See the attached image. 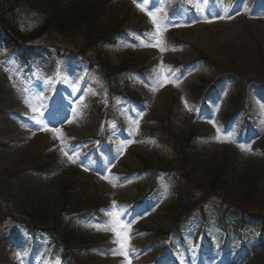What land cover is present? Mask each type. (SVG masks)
Instances as JSON below:
<instances>
[{
    "label": "rangeland",
    "instance_id": "obj_1",
    "mask_svg": "<svg viewBox=\"0 0 264 264\" xmlns=\"http://www.w3.org/2000/svg\"><path fill=\"white\" fill-rule=\"evenodd\" d=\"M78 1L115 44L87 40L82 32L66 38L50 30L30 43L29 58L23 60L0 27V264H264V223L238 233L245 213L228 211L231 234L220 227L230 204L226 195L211 191L207 214L194 212L183 229L172 230L174 207L195 192L176 196L178 178L210 179L223 168L219 179L226 185L245 186L241 177L248 178L255 196L264 198V0H136L167 26L159 37L147 39L155 27L133 0ZM42 20V11L27 5L17 12L26 32H37ZM45 40L83 51L94 63L38 44ZM158 41L165 51L144 46ZM101 68L110 78L128 69L116 73L117 92L110 91ZM221 72L238 76H225L215 91L201 96L199 87ZM238 81L250 83L243 101L247 113L227 122ZM26 98L34 106L41 101L53 106L27 115ZM4 105L10 109H1ZM33 116L59 131L42 130ZM161 121L180 141L192 139L184 171L177 168L178 149L148 136ZM104 131L111 149L101 143L96 152ZM48 132L53 143L32 146L37 135ZM241 144L251 151L241 150ZM72 148L75 163L62 152ZM154 180L159 190L145 192ZM83 198L101 206L99 216L89 220L74 213ZM35 209L43 213L44 225L33 234L21 217ZM129 222L126 259L113 253L119 245L113 243L114 232L105 229L121 231Z\"/></svg>",
    "mask_w": 264,
    "mask_h": 264
},
{
    "label": "trees",
    "instance_id": "obj_2",
    "mask_svg": "<svg viewBox=\"0 0 264 264\" xmlns=\"http://www.w3.org/2000/svg\"><path fill=\"white\" fill-rule=\"evenodd\" d=\"M24 5L29 6L30 9L36 11H42L43 13V20L40 23L37 32H26L20 28L17 22V12L23 8ZM97 18L92 17V14L88 12V8L84 7L78 0H48L47 2H41L39 0H0V27L4 30L7 37L15 44L16 50L18 54L26 59L28 58L29 54V45L37 38H40V35L45 34L46 31L55 30L63 37L69 38L74 31L76 33H83L82 37H85L87 40L89 39H102L112 41L113 35L108 33L107 31H100L98 30L97 26ZM85 25V26H84ZM82 28H84L82 30ZM40 30V32H38ZM43 32V33H42ZM41 33V34H40ZM47 44L54 47H58V51L64 50L66 52H70L76 56H83L84 58H88L83 51H75L74 48H67L59 45L60 43H52L50 41L45 40L42 41L40 44ZM223 73L221 72V76ZM231 75H237L234 73H230ZM238 76V75H237ZM236 77V76H235ZM247 81H240L238 82L239 87V94L237 99L235 100L236 105L243 107L244 105V95L242 94V90L245 88V84ZM213 82L209 81L199 87L201 93H204L206 88H209ZM243 86V88H242ZM242 94V95H241ZM239 108V107H238ZM150 134L152 136H156L161 142L165 143L170 147H175L178 149V154L181 159V165L179 166L181 171L185 169V166L188 164L189 159L191 158V154L185 152V148L190 142L188 139L187 141L181 142L175 132L169 127L168 122L162 121V125L157 129H150ZM178 167V168H179ZM224 173V169L220 168L219 172L215 174L214 177L205 180H199L195 177H187L185 179L178 178L176 184V191L179 196L183 195V192L188 190L194 189L195 191L193 194H190V197H182L183 200L186 201L183 205H177L174 207V215L172 216V223L176 229L182 228L186 223V216L189 215L194 209L201 210L204 212V204L209 201L211 196V191H214L216 196L226 195L229 199V208H234L235 213L244 212L242 224L245 223V215L249 214L252 218H260L264 219V206L257 209H251L250 205L255 208V204L264 203V198L262 199L261 196L256 197L254 191L256 186H253L252 180L248 178L241 180L247 185H226L224 182L225 179H219ZM189 175L187 172H184L183 177L185 178ZM232 183V181H230ZM152 186H148L146 190H149ZM68 190L65 188V192L62 191V202L63 208L67 205V195ZM227 200V199H226ZM79 205H76L73 208L75 214H79L81 216H89V214L94 213L93 210L94 203L86 198L79 200ZM258 201V202H257ZM70 204V203H68ZM237 207H243L244 210H239ZM227 209V210H228ZM0 209V215L1 213ZM224 212V210H223ZM221 214L223 224L227 221V213ZM26 222L31 229L37 228L39 223H42L44 215L43 213L38 210H31L26 212ZM1 217V216H0ZM222 224V225H223ZM226 226V225H224Z\"/></svg>",
    "mask_w": 264,
    "mask_h": 264
},
{
    "label": "snow or ice",
    "instance_id": "obj_3",
    "mask_svg": "<svg viewBox=\"0 0 264 264\" xmlns=\"http://www.w3.org/2000/svg\"><path fill=\"white\" fill-rule=\"evenodd\" d=\"M134 3H136V0H133ZM137 8H139L141 11L146 12V15L149 17L151 23L154 25L155 27V32L152 34H145V38L147 39L149 35L155 36V37H159L162 32L167 30V26L164 24L163 20L161 19V17L157 14L156 11H149L146 8V5L144 3H136ZM224 18V17H221ZM211 22V21H209ZM145 47H149V46H155V47H160L161 51H165L166 49L162 46L161 42L158 41L155 45L149 43H145L144 44ZM175 50V49H173ZM169 72L171 71V69L168 70ZM165 80L169 83H172L173 81L167 80V75H165ZM163 86V85H161ZM153 91H156V88H153ZM24 103L32 109V111L35 113L37 111L36 107L33 105V102L30 101L29 99H25ZM185 105L187 107V102L185 101ZM33 120H35V122L37 123V125L40 126V128L42 130L45 131H59L58 129H48L47 124H45L42 120H36L35 116L32 117ZM133 123L137 124V128H138V121H133ZM214 123V122H213ZM217 131L219 132V129H217ZM62 135V134H61ZM217 139H219V136H217ZM221 142H232V141H221ZM239 147L241 148V150L243 151H251L250 147H246L245 145L241 144L239 145ZM62 152L65 156L68 157L69 161L71 163H75V159H73V157L71 155H69V152L75 153L76 149L72 148V149H68V150H63ZM130 223L128 224H122L121 225V231H117L115 227H109L105 230L108 231H112L114 232L116 239L113 241V243H116L117 245H119L118 249H113V253L114 254H121L123 255L126 259L129 256V251L128 249L130 248V240L131 237L127 234L130 231ZM128 264H131L130 260L128 261Z\"/></svg>",
    "mask_w": 264,
    "mask_h": 264
},
{
    "label": "bare ground",
    "instance_id": "obj_4",
    "mask_svg": "<svg viewBox=\"0 0 264 264\" xmlns=\"http://www.w3.org/2000/svg\"><path fill=\"white\" fill-rule=\"evenodd\" d=\"M22 105L25 108V112H23V111L22 112L24 114L30 115L32 112V109L29 108L28 106H26L25 103H22ZM16 106H18V104H16ZM38 106H41L42 108H44V110L46 109V103H44V102L42 103V101L38 103ZM1 109L6 110V109H10V108H9V105H4L3 107H1ZM21 110H23V108H21ZM0 121H2V117H0ZM37 137L38 138L35 139V143L32 145L33 147H35L37 145H40L43 147V146H45V144L53 143V138H52L50 132H48L46 136L43 134V135H37Z\"/></svg>",
    "mask_w": 264,
    "mask_h": 264
}]
</instances>
